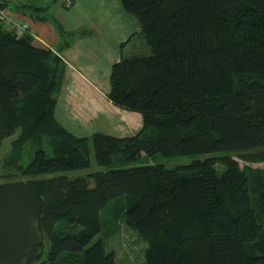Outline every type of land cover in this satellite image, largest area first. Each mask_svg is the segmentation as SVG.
Instances as JSON below:
<instances>
[{
  "label": "trees",
  "instance_id": "trees-1",
  "mask_svg": "<svg viewBox=\"0 0 264 264\" xmlns=\"http://www.w3.org/2000/svg\"><path fill=\"white\" fill-rule=\"evenodd\" d=\"M118 1L147 50L109 69L107 100L141 119L129 137L66 131L53 117L64 64L0 27V149L12 138L17 152L0 264H117L108 209L143 243L140 264H264V0ZM9 9L45 21V8ZM89 150L105 170L54 175L88 169ZM155 155L207 157L111 168Z\"/></svg>",
  "mask_w": 264,
  "mask_h": 264
},
{
  "label": "crops",
  "instance_id": "crops-1",
  "mask_svg": "<svg viewBox=\"0 0 264 264\" xmlns=\"http://www.w3.org/2000/svg\"><path fill=\"white\" fill-rule=\"evenodd\" d=\"M21 3V4H19ZM17 5L45 8L44 22L12 12L25 21L33 44L54 53L64 64L62 85L53 117L75 137L102 133L129 137L141 126L137 113L120 110L106 98L110 66L122 57L126 45L138 42L129 55L146 53L142 42L129 38L138 32L136 20L118 0H21ZM56 24L60 29H56ZM129 38V39H128ZM120 44L124 46L119 48ZM127 55V56H129Z\"/></svg>",
  "mask_w": 264,
  "mask_h": 264
},
{
  "label": "rangeland",
  "instance_id": "rangeland-1",
  "mask_svg": "<svg viewBox=\"0 0 264 264\" xmlns=\"http://www.w3.org/2000/svg\"><path fill=\"white\" fill-rule=\"evenodd\" d=\"M139 43L132 40L130 41L126 47L123 50L122 57H127L132 52V48L135 45H138ZM147 53V50H146ZM136 55H144L141 52H136ZM12 140V138L7 139L2 142L1 149H0V182L5 181L8 179H12L11 177L17 178L15 175H9L13 172V169L10 170L7 167V161L9 159H14V155L16 153L13 150H10L9 142ZM29 145H26L22 149V154H18L17 163H20L24 165L27 162V148L29 149ZM207 156L204 155H197V156H185V157H175V158H162L159 155H155L151 158L147 157H141L137 161H133L124 165H117L112 166L111 168H128L133 167L137 165H162L165 168H173L175 166L185 165L193 160H202ZM119 159V157L113 158V163L116 162L115 160ZM97 170H105V168H99L95 165L92 151L89 150V168L86 170H79V171H69L64 173H57L54 174L56 176L62 175L66 178H75V177H81L88 173H91L93 171ZM217 173H219V167L216 168ZM9 176V177H6ZM102 219L104 221L106 231V238L104 240L105 250L111 251L114 250L116 258H117V264H140L142 259V251L144 248L143 243L138 240L137 236L125 229L120 221V218L117 217L116 219H113L111 210L108 209L106 212L102 215ZM112 225V226H111ZM79 228H77L78 230Z\"/></svg>",
  "mask_w": 264,
  "mask_h": 264
},
{
  "label": "built area",
  "instance_id": "built-area-1",
  "mask_svg": "<svg viewBox=\"0 0 264 264\" xmlns=\"http://www.w3.org/2000/svg\"><path fill=\"white\" fill-rule=\"evenodd\" d=\"M20 1L21 0H0V27L7 33H11L17 37L27 34L32 39H35L27 23L18 19L9 9L11 4H17ZM62 2L65 5L70 4V0H62Z\"/></svg>",
  "mask_w": 264,
  "mask_h": 264
}]
</instances>
